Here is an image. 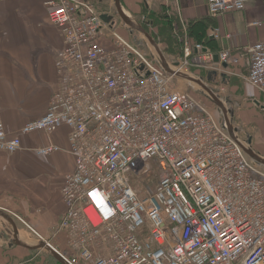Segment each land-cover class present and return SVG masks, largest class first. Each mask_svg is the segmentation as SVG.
<instances>
[{"label": "built area", "instance_id": "obj_1", "mask_svg": "<svg viewBox=\"0 0 264 264\" xmlns=\"http://www.w3.org/2000/svg\"><path fill=\"white\" fill-rule=\"evenodd\" d=\"M250 2L207 4L210 16L219 17ZM48 4L49 20L65 40L57 60L59 88L47 111L13 137L0 107V150L17 152L23 135L71 129L74 169L62 186L66 212L58 227L68 234L70 255L61 254L63 259L68 264H264V165L244 151L238 142L244 140L230 135L225 120L218 123L192 94L170 84L190 65L212 64L218 56L230 68L239 57L205 52L183 24L182 61L169 74L112 30L90 1ZM220 32L213 28L211 38ZM104 36L111 48L100 42ZM248 52L245 79L264 95V41ZM61 150L47 144L35 153L47 157ZM157 171V181L147 183Z\"/></svg>", "mask_w": 264, "mask_h": 264}, {"label": "crops", "instance_id": "obj_2", "mask_svg": "<svg viewBox=\"0 0 264 264\" xmlns=\"http://www.w3.org/2000/svg\"><path fill=\"white\" fill-rule=\"evenodd\" d=\"M50 1L0 0V107L8 137L19 134L28 121L41 117L59 88L57 60L65 40L61 30L49 20ZM88 1L94 5L105 2ZM207 3L208 0H123L122 4L127 11L140 15L144 14L142 9L173 13L181 26L191 20H210L208 35L213 36V28L221 32L210 47L204 46V51L213 55L228 51L240 62L229 68L218 58L212 64L203 61L201 66L193 64L186 68L203 71L209 81L212 77L235 76L248 84V49L255 42L264 41V0H251L244 10L219 17L210 16ZM254 21L261 24L252 25ZM100 42L112 47L107 36ZM70 133L67 126L49 134L35 132L22 136V147L17 152L0 150V209L14 219L21 241L32 246L46 241L62 255H70L68 239L64 242L61 237L66 232L58 230L66 212L62 186L66 175L74 169V157L69 152ZM47 144L58 145L62 150L39 157L35 149ZM258 152L264 156V145ZM12 232L11 226L0 218V264H61L45 249L14 244L8 236Z\"/></svg>", "mask_w": 264, "mask_h": 264}, {"label": "rangeland", "instance_id": "obj_3", "mask_svg": "<svg viewBox=\"0 0 264 264\" xmlns=\"http://www.w3.org/2000/svg\"><path fill=\"white\" fill-rule=\"evenodd\" d=\"M104 1L105 2H100L95 6L99 12L113 15L110 24L111 27H113L112 30H115L118 33L122 34L132 43L139 45L149 58L154 59L156 62H158V54L155 48L149 43L147 37L143 33L131 28L122 21L116 11L114 0ZM122 7L134 22H136L138 25H141L145 30H147L150 35L155 34L156 30L148 27L146 29V27H144V25L142 24L145 19V17H143L144 15L127 11L124 8L123 4ZM160 48L162 50L165 48V46L161 44ZM166 59L171 65H173V63L175 62L182 61L181 56L168 55ZM182 71H184V76L188 75L201 80L205 85L211 88L218 95V97L224 102L226 108L232 111V115H230V121L234 125V127L238 129V137L246 142L251 139L253 150L264 157L260 153L261 151L258 152L261 146L264 145V140L260 139V137H264V110H262L254 103L255 100L264 102V95L259 94L256 89H253L252 87H250V85L245 84V80L239 77L229 76L228 78L223 79L221 78V76H219L214 78L212 77L211 81H209L207 74L203 71L196 72L192 67L187 68L186 70L183 69ZM246 73L247 71H244V74ZM222 83H224V85ZM170 84L174 90H181L186 93L192 94L201 104H203L208 109V111L213 115L218 123L223 124V111L216 105V103L199 84L190 82L183 76L172 78ZM258 131L260 132L259 135ZM159 175L160 172L157 171L154 174V177H156V179L153 181L152 177L147 181V183L153 185L157 181V177ZM61 237H63L64 242H66V240L68 239L66 233H63Z\"/></svg>", "mask_w": 264, "mask_h": 264}, {"label": "water", "instance_id": "obj_4", "mask_svg": "<svg viewBox=\"0 0 264 264\" xmlns=\"http://www.w3.org/2000/svg\"><path fill=\"white\" fill-rule=\"evenodd\" d=\"M114 4L116 7V11L119 15V17L122 19V21L127 24L128 26H130L131 28L138 30L139 32L143 33L147 39L149 40V43L155 48L158 57H159V61L161 63V65L163 66V68L166 70V72H168L169 74H173L174 70H173V66H178L179 62H175L173 63V66L168 63L166 57L164 56V54L162 53L160 47L158 46V44L155 42V40L153 39V37L141 26L138 25L136 22H134L130 16L127 14V12L123 9L122 7V3L121 0H114ZM101 18L104 20L105 23H109L112 18L113 15H109L107 13H103L101 15ZM216 60H218V56H215ZM224 66H226L224 64ZM180 76H183L185 79H187L190 82L193 83H197L199 84L206 92L207 94L211 97V99L216 103V105L223 111L224 114V120L226 122L228 131L230 133L231 136H233L236 140V134L238 135V129L236 127H234V125L231 123L230 121V115H232V111L228 110L226 108V106L224 105V102L218 97V95L211 89L209 88L207 85H205L201 80L195 78V77H191V76H184L180 74ZM256 105H259L260 108L262 110H264V105L260 104L259 101H255ZM239 144L242 146V148L244 149V151L252 158L254 159L256 162H258L259 164L264 165V157H262L260 154L256 153L251 145V139H249L247 142L245 141V143L238 141ZM0 218L5 221L7 224H9L11 226V230L13 231L12 233H10L8 236L9 238L12 237L13 243L16 245H21L27 248H31V249H45L48 252H50L61 264H68L63 257L61 256V254L59 252H57L49 243H47L46 241H41L39 242L37 245H29L23 241L20 240L19 236H18V227L14 221V219L5 211L0 209Z\"/></svg>", "mask_w": 264, "mask_h": 264}, {"label": "trees", "instance_id": "obj_5", "mask_svg": "<svg viewBox=\"0 0 264 264\" xmlns=\"http://www.w3.org/2000/svg\"><path fill=\"white\" fill-rule=\"evenodd\" d=\"M143 15L145 16L142 22L144 27L156 30L155 34L151 36L159 47L161 44L165 46L162 49L164 56L166 58L168 55L182 56L183 47L180 39L182 26L179 24L177 17L173 13H156L154 11H147ZM211 23L208 19L189 21L186 25L189 36L195 42L210 47L213 42V38L208 35Z\"/></svg>", "mask_w": 264, "mask_h": 264}, {"label": "flooded vegetation", "instance_id": "obj_6", "mask_svg": "<svg viewBox=\"0 0 264 264\" xmlns=\"http://www.w3.org/2000/svg\"><path fill=\"white\" fill-rule=\"evenodd\" d=\"M121 3H122V0H121ZM147 11L146 10H144V9H142V13H146ZM260 102V104H263L264 105V102L263 101H259ZM258 107H260L259 105H257Z\"/></svg>", "mask_w": 264, "mask_h": 264}]
</instances>
